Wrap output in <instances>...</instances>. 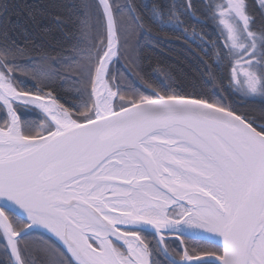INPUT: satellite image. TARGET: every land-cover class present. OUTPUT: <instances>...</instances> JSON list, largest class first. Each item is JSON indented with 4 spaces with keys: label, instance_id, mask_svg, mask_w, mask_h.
Returning <instances> with one entry per match:
<instances>
[{
    "label": "snow or ice",
    "instance_id": "snow-or-ice-1",
    "mask_svg": "<svg viewBox=\"0 0 264 264\" xmlns=\"http://www.w3.org/2000/svg\"><path fill=\"white\" fill-rule=\"evenodd\" d=\"M60 7L0 0V264H264V0Z\"/></svg>",
    "mask_w": 264,
    "mask_h": 264
},
{
    "label": "trees",
    "instance_id": "trees-1",
    "mask_svg": "<svg viewBox=\"0 0 264 264\" xmlns=\"http://www.w3.org/2000/svg\"><path fill=\"white\" fill-rule=\"evenodd\" d=\"M11 3L18 4L22 12L26 11L25 6H34L37 10L38 14L42 13L41 18L47 22L52 19L56 14L62 13L63 9L60 5L70 2V0H10ZM53 35H58V33L53 31ZM176 51H179L177 49ZM175 53L169 59H174ZM191 71H195V66L193 65L190 69Z\"/></svg>",
    "mask_w": 264,
    "mask_h": 264
}]
</instances>
